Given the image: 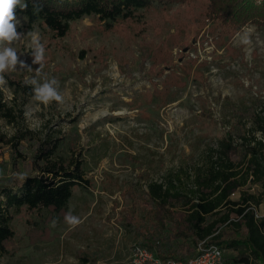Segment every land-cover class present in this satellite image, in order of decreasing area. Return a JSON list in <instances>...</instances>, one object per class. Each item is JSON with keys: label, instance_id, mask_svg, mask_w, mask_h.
<instances>
[{"label": "rangeland", "instance_id": "1", "mask_svg": "<svg viewBox=\"0 0 264 264\" xmlns=\"http://www.w3.org/2000/svg\"><path fill=\"white\" fill-rule=\"evenodd\" d=\"M207 8L208 0L155 4L111 29L85 17L64 38L16 16L21 39L8 46L18 63L4 73L0 95L18 117L0 120V137L28 135L14 139L21 160L1 144L0 188L34 174V153L47 138L58 140V157H82L90 186L76 187L60 214L12 211L15 237L0 264H131L139 233L156 232L170 210L150 198L149 184H191L227 132L251 126L246 108H264V28L234 32L209 20ZM29 33L45 46L42 63H34ZM53 79L62 103L24 97L11 83ZM257 212L264 217V202ZM68 215L80 223L70 226Z\"/></svg>", "mask_w": 264, "mask_h": 264}, {"label": "trees", "instance_id": "2", "mask_svg": "<svg viewBox=\"0 0 264 264\" xmlns=\"http://www.w3.org/2000/svg\"><path fill=\"white\" fill-rule=\"evenodd\" d=\"M191 0H24L27 8L15 9L29 25L40 24L57 37L64 38L71 23L85 17H97L106 29L119 21L135 20L136 12L155 4L185 5ZM209 20L238 32L253 25L264 28V0H208ZM24 97L34 95V87L11 81ZM250 112L251 126L245 125L236 135L227 132L220 139L206 171L199 172L189 185L175 180L153 182L148 186L150 198L162 209L156 232L139 233L140 248L155 250L164 261L188 260L197 255L201 241L237 252L226 260L232 264H264V217L257 208L264 202V108ZM22 117V113L20 115ZM18 115L0 95V120L14 123ZM28 133L11 139L0 137L1 144H11L15 158H24L20 141ZM34 153L33 175L20 184L11 180L0 188V260L8 255L6 243L13 240L12 211L30 210L66 212L76 187L90 186L82 157L70 160L58 157L57 139H46ZM257 186L259 192H252ZM239 195L238 199L233 196ZM158 228V229H157ZM167 232V233H166Z\"/></svg>", "mask_w": 264, "mask_h": 264}, {"label": "clouds", "instance_id": "3", "mask_svg": "<svg viewBox=\"0 0 264 264\" xmlns=\"http://www.w3.org/2000/svg\"><path fill=\"white\" fill-rule=\"evenodd\" d=\"M19 6L21 10L27 8V4L24 0H0V84H4V73L10 70H15L18 63V57L16 50L8 45L12 42L20 40L21 34L17 32V24L19 21L16 19L15 9ZM32 36L31 47L35 49L34 63H42L45 59V46L40 42L39 37L34 33H29ZM245 43L248 40L245 39ZM21 67H25L23 62H19ZM43 66V65H42ZM31 71V69H29ZM39 74V70H37ZM36 84L35 80L31 81ZM56 79H53L50 83L45 82L34 87L33 99L45 105L56 101L57 103L63 102V96L57 91L54 84ZM66 223L70 226H76L80 223V220L74 216H66Z\"/></svg>", "mask_w": 264, "mask_h": 264}, {"label": "built area", "instance_id": "4", "mask_svg": "<svg viewBox=\"0 0 264 264\" xmlns=\"http://www.w3.org/2000/svg\"><path fill=\"white\" fill-rule=\"evenodd\" d=\"M197 255L188 260H168L159 258L155 250L134 246L131 264H232L226 260L225 250L217 245L201 241L196 249Z\"/></svg>", "mask_w": 264, "mask_h": 264}]
</instances>
